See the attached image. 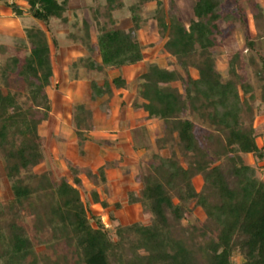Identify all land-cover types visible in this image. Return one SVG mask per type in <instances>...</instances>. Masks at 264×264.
I'll list each match as a JSON object with an SVG mask.
<instances>
[{
	"label": "trees",
	"instance_id": "trees-1",
	"mask_svg": "<svg viewBox=\"0 0 264 264\" xmlns=\"http://www.w3.org/2000/svg\"><path fill=\"white\" fill-rule=\"evenodd\" d=\"M104 1L109 13L124 7L123 0ZM225 2L198 0L195 19L188 26L182 21L175 0H168V8L160 11L159 27L168 33L164 49L176 59L181 71L173 64L167 68L151 66L141 76L140 91L133 104L134 109L147 113L148 120L162 121L171 138L161 141H173L175 145L171 157L153 155L148 171H141L135 177L141 189L138 194H130L128 204H139L150 217L149 225H117L118 238L114 239L101 218L89 217L76 187L67 180L52 186L42 177V185L56 192L52 195L49 216L58 222L61 234L73 243L84 264H238L236 256L242 257L241 264H264V179L243 159V155H251L256 161L264 162V143L258 144L261 135L253 126L247 129L242 118L246 100L240 89L254 100L253 88L244 81L241 88L232 80L224 81L211 54L218 45L216 35ZM26 3L27 10L15 3L6 6L17 17L28 15L45 25L53 18L68 21L64 15L69 10V0H26ZM158 5L163 6L161 2ZM131 10L132 28L101 31L97 39L101 63L90 62V70H120L143 60L139 39L141 18L136 15L139 6H132ZM28 36L31 54L24 59L9 57L6 66H0L4 85L9 88L10 77L17 76L27 85L30 100L25 107L18 94L9 90L5 94L0 87V159L2 156L8 177L13 180L14 194L2 201L1 206L16 219L10 225L1 256L4 264H18L32 250L19 220L23 203L33 196L34 190L19 176L22 171L42 164L44 138L39 128L51 112L47 94L54 75L51 46L43 31H30ZM7 51V46L0 45L2 54ZM197 55L201 57L196 65L199 77L194 78L189 60ZM258 57V77L264 81V56L258 54ZM126 87L122 75L111 82H92L90 97L92 101L106 95L111 98L113 88ZM262 97L264 100V89ZM194 113L213 126L217 135L201 141L198 126L190 119ZM78 136L82 137L80 133ZM180 157L186 160V167L180 163ZM98 174L105 183V168H100ZM197 177L203 180L200 190L194 185ZM76 182L80 183L78 179ZM95 199L99 204L97 194ZM101 204L108 207L107 202ZM115 206L119 208L120 204ZM198 208L205 213L206 223H189L188 217ZM110 220H116L114 213L110 214ZM208 233L216 239L205 246L195 242Z\"/></svg>",
	"mask_w": 264,
	"mask_h": 264
},
{
	"label": "rangeland",
	"instance_id": "rangeland-1",
	"mask_svg": "<svg viewBox=\"0 0 264 264\" xmlns=\"http://www.w3.org/2000/svg\"><path fill=\"white\" fill-rule=\"evenodd\" d=\"M69 1V10L64 15L68 19L67 23L53 18L49 25H45L28 15L17 17L6 6V3H15L27 10L26 0H0V45L8 46L6 54L0 52V66L5 67L9 57L19 56L22 59L28 57L32 48L29 32L43 31L51 46L54 68L51 84L47 87L51 112L48 120L39 128L44 138V160L39 166L22 171L19 176L34 190V194L23 203L19 220L21 221L19 224L24 226L29 236L32 250L18 264H84L82 255L77 253L73 243L70 244L61 234L58 222L49 216L52 195L56 192L54 188L42 185V177L52 183V186L67 180L70 185L76 187L89 217L101 218L112 237L117 239L115 232L117 225L150 224V217L143 213L139 204H128L130 194H138L141 189V184L135 181V176L141 171H148L153 155L171 157L174 152L173 141H161L166 137L171 138L162 121L147 122L142 131L127 133L130 140L123 139L120 148L116 146L117 144L113 145L112 139H107L111 135H119L118 132L123 129L134 128L135 119L133 123L128 121L131 115L130 104L139 94L141 76L151 66L167 68L173 64L181 71L176 59L169 56L164 49L168 33L162 32L159 27L158 19L162 14L160 11L168 8V0H123V9L112 13L108 12L104 0ZM175 1L182 21L188 26L195 19L194 7L198 0ZM159 2L163 4L162 7L158 5ZM137 5L139 10L136 11V15L141 18L139 39L143 48V60L120 70L115 68H107L102 72L90 70L88 68L90 62L101 63L97 50V39L101 31L132 28L134 13L131 7ZM218 25L219 33L216 35L218 45L211 50L216 70L224 81L232 80L240 88L243 81L252 86L254 100H250L249 95L246 96L243 89H240L242 98L246 100L242 118L247 129L253 126L256 133L261 135L258 144L262 146L264 81L258 77L260 67L258 54L264 56V0H226L223 6V19ZM250 43H253V47ZM200 61L199 55L189 60L190 73L194 78L199 77L196 65ZM233 62L235 73L232 71ZM120 74L126 78L127 87L122 90L115 89L117 97L114 100L112 97L107 101L91 100L92 82L102 83ZM0 87L5 94L8 90L18 94L19 101L25 107L29 106V89L17 76L10 77L9 88L0 77ZM80 105L92 112V118L78 110ZM112 113L116 120L112 121ZM133 114L134 117H140V114L136 116V113ZM190 119L198 126V137L201 141L206 142L209 136L217 135L214 127L204 121L199 114L194 113ZM79 132L83 134V136L80 134L82 137L92 132L96 139L86 147L85 140L78 136ZM125 136L120 135L119 138ZM131 139H134L140 152L130 148ZM115 141L119 142V139ZM212 147L215 148L216 144ZM102 149L105 150V156L113 159L112 164H104L105 162L99 158L98 154ZM212 158L215 159L213 155ZM92 159H96V163ZM243 159L247 165L256 168L259 178L264 179V162L256 161L251 155H243ZM179 161L187 166L184 158L180 157ZM102 167L105 168V174L111 173V183L101 181L98 171ZM91 168L96 170L97 179L88 177L87 171H91ZM7 173L6 163L1 156L0 264H4L1 256L9 238L10 225L16 221L15 217L3 211L1 206L2 201L14 195L13 180ZM76 179L81 183L77 184ZM194 185L200 190L203 186L202 178L197 177ZM96 194L100 200L99 204L96 203ZM101 202H107L108 207L102 206ZM117 203L120 204L119 208L115 206ZM111 213H114L115 221L110 220ZM188 222L196 225L206 223V215L198 208L188 217ZM214 239L216 237L208 233L205 238L195 239V242L205 246ZM235 260L238 264L243 261L240 256H236Z\"/></svg>",
	"mask_w": 264,
	"mask_h": 264
},
{
	"label": "crops",
	"instance_id": "crops-1",
	"mask_svg": "<svg viewBox=\"0 0 264 264\" xmlns=\"http://www.w3.org/2000/svg\"><path fill=\"white\" fill-rule=\"evenodd\" d=\"M5 46H7V45H5ZM8 47V46H7ZM120 75H122V74H120ZM123 76V75H122ZM124 77V76H123ZM125 78V77H124ZM113 80V79H112ZM112 80H109L110 82L112 81ZM125 80H126V78H125ZM104 82V81H103ZM102 82V83H103ZM126 82H127V80H126ZM101 84V83H100ZM91 87V86H90ZM90 90H91V88H90ZM91 92V91H90ZM117 97V94L115 93V88H113V96H112V99L114 100V98H116ZM137 97H138V95H137ZM136 97V98H137ZM136 98H134V100L132 101V103L130 104V107H131V109H130V111H131V115H130V113H129V122L131 121L132 123H133V120L135 119V126H134V128H127V129H123V130H121V131H119L118 133H119V135H111V136H109L110 138H107L108 140L109 139H112V142H113V145L115 146L116 144V146L117 147H121L122 145V140L123 139H125V140H130L129 138H128V136H127V133H130V134H133V133H136V132H139V131H142L143 130V127L145 126V124L147 123V122H152V121H156V120H148L147 119V113L146 112H144L143 110H136V109H134V107H133V104H134V102H135V100H136ZM105 99V100H104ZM110 99V97L109 96H105V97H103V98H101V99H99V100H104V101H107V100H109ZM98 100V101H99ZM93 102H96V101H93ZM78 110L82 113V114H84V115H87L89 118H92V112L89 110V109H87V107H85V106H83V105H80V106H78ZM132 110L134 111V112H132ZM133 113H136L135 114V116L138 114H140V117H138V116H136V117H134V114ZM111 119H112V121L113 120H116V117H115V115H114V113H112V117H111ZM128 122V123H129ZM145 122V123H144ZM127 126V125H126ZM82 136H83V134L81 133V132H79ZM120 135H126L125 136V138H119V136ZM95 135H93V133L91 132L90 133V135H84V139L83 140H85V142H86V147L88 146V144L90 143V142H92V140H94V139H96L95 137H94ZM108 137V136H107ZM119 139V142H116L115 140L116 139ZM130 142V148L132 149V150H134V151H136V152H140L139 150V148H138V146L135 144V142H134V139H131V141H129ZM109 143V142H108ZM263 143H264V141H263ZM85 144V143H84ZM109 145H111V143H109ZM136 148H138V149H136ZM96 155V154H95ZM100 157L99 158H101V160L102 161H104L105 163L104 164H112V161H113V159L111 160V159H109L107 156H105V150L104 149H102L101 150V152L98 154ZM95 158V157H94ZM92 160H94V162L96 163V159H92ZM90 162V161H89ZM93 162V163H94ZM95 168V167H94ZM91 171H93V172H91ZM91 171H87V175H88V177H93V178H96V170H94V169H92L91 168ZM111 171V170H110ZM89 173L91 174V176L89 175ZM105 176H106V179H107V181L106 182H110L111 181V173H109V172H107L106 174H105ZM137 176V175H136ZM135 176V177H136ZM121 179V181L123 180L122 178H120ZM80 183H81V181H80ZM79 183V184H80ZM111 183V182H110ZM140 184V183H139ZM125 185V184H124Z\"/></svg>",
	"mask_w": 264,
	"mask_h": 264
}]
</instances>
